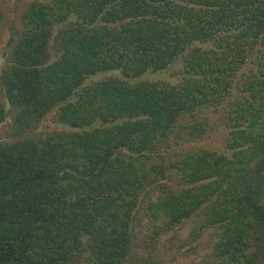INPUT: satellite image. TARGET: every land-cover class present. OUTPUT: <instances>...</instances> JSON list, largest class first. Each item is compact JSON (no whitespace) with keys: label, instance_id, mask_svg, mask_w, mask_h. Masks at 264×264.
<instances>
[{"label":"trees","instance_id":"1","mask_svg":"<svg viewBox=\"0 0 264 264\" xmlns=\"http://www.w3.org/2000/svg\"><path fill=\"white\" fill-rule=\"evenodd\" d=\"M10 3L0 264H264V0Z\"/></svg>","mask_w":264,"mask_h":264},{"label":"rangeland","instance_id":"2","mask_svg":"<svg viewBox=\"0 0 264 264\" xmlns=\"http://www.w3.org/2000/svg\"><path fill=\"white\" fill-rule=\"evenodd\" d=\"M11 2V0H3V6L1 11H5L7 18L9 19L11 15L10 11V6L8 5ZM11 4V3H10ZM4 13V12H3ZM8 37V32L7 30L3 32L2 36H0V47L3 46V43L5 39ZM4 63V58H2V55H0V73H1V68L3 67ZM181 67V61H177L173 65H171L167 70L157 72L155 74H147L143 80H150V81H161V82H166V83H171V84H176L180 81V76H176V72L180 69ZM105 75H99L95 79L99 80L104 78ZM89 82H92L91 80ZM41 130H48V129H62V126L60 124H56L55 121L53 120V113H51L43 122L41 125ZM216 128L218 130H216ZM211 133L210 137L208 139V142L210 144H214L218 147H221L223 144L221 143L220 139L222 138V135L224 133H227V129L224 125L216 127ZM6 129L3 126H0V138H6ZM224 150V148H222Z\"/></svg>","mask_w":264,"mask_h":264}]
</instances>
